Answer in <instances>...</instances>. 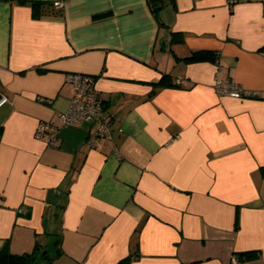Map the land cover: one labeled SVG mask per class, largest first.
Segmentation results:
<instances>
[{
    "label": "crops",
    "instance_id": "0c3cea01",
    "mask_svg": "<svg viewBox=\"0 0 264 264\" xmlns=\"http://www.w3.org/2000/svg\"><path fill=\"white\" fill-rule=\"evenodd\" d=\"M72 73L94 78L110 138L60 125ZM229 80L258 95L216 90ZM1 95L0 249L264 264V0H0Z\"/></svg>",
    "mask_w": 264,
    "mask_h": 264
},
{
    "label": "built area",
    "instance_id": "2783aa9c",
    "mask_svg": "<svg viewBox=\"0 0 264 264\" xmlns=\"http://www.w3.org/2000/svg\"><path fill=\"white\" fill-rule=\"evenodd\" d=\"M55 7L60 6V2L54 4ZM65 80L72 84L74 88V95L69 101L67 109L58 113V118L61 126H69L75 123H96V134L99 137L110 138L112 126L107 118L101 114L102 105L98 90L95 88V80L87 74L72 73L67 74ZM216 90L221 94L232 96L234 98L254 97L257 91H250L237 83L229 80L228 82L217 81ZM7 102V97L1 95L0 106ZM58 128L48 122H41L36 127L35 136L39 139H44L52 146L56 142ZM46 133H48L46 135ZM22 211L21 208L18 212ZM231 264H237L232 258Z\"/></svg>",
    "mask_w": 264,
    "mask_h": 264
},
{
    "label": "trees",
    "instance_id": "16d2710c",
    "mask_svg": "<svg viewBox=\"0 0 264 264\" xmlns=\"http://www.w3.org/2000/svg\"><path fill=\"white\" fill-rule=\"evenodd\" d=\"M33 5L37 6V3H33ZM172 41H179L180 34L174 32L173 35L171 36ZM209 52L207 51H192V53L189 56L185 57V60L187 61H192L194 59H202L204 58ZM213 54V53H212ZM215 56V54H214ZM171 84V76L164 74L161 79L158 81L157 85H169ZM41 246L39 244L34 245L32 248V251L30 252H23L21 254H16L7 248V246H4L0 249V264H32L33 260H35L38 256L39 253V248ZM45 252H41L40 257L43 260H46L47 262L45 264H48L50 262V259ZM257 251H249L244 253V258H250V257H255L257 255ZM129 258H125L117 262V264H128Z\"/></svg>",
    "mask_w": 264,
    "mask_h": 264
}]
</instances>
